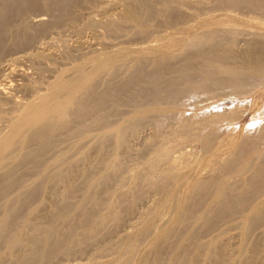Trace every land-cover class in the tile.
Masks as SVG:
<instances>
[{"label":"bare ground","instance_id":"1","mask_svg":"<svg viewBox=\"0 0 264 264\" xmlns=\"http://www.w3.org/2000/svg\"><path fill=\"white\" fill-rule=\"evenodd\" d=\"M124 2L119 18L103 22L108 34L147 37L158 16L171 32L151 44L108 46L73 64L70 73L56 69L46 91L8 123L0 135V264H57L58 258L91 246L96 247L90 251L94 264H264V128L228 140V154L220 158L215 128L198 129L221 116L199 121L181 115L185 96L216 91L222 84L239 92L262 84L264 35L245 42L241 51L234 44L241 31L238 16L249 28H264V0ZM69 6V0H0V54L7 42L24 45L61 20L72 21ZM39 9L50 19L36 29L28 17ZM213 12L219 13L202 17ZM15 16L20 19L14 24ZM188 17L196 21L193 27L186 24ZM62 55L70 59L72 54ZM160 115L166 121L178 117L176 139L168 146L148 141V152L131 172L122 157L128 135L146 122L158 132ZM191 137L217 165L203 178L189 179L179 170L180 163L191 165L189 158L171 156L177 142ZM127 180L126 189H120ZM147 187L158 194L153 206L120 242L104 244V237L127 222ZM44 200L49 209L42 220L34 219ZM231 229L237 231L235 247L222 238ZM108 248L114 258L101 262L97 256Z\"/></svg>","mask_w":264,"mask_h":264},{"label":"rangeland","instance_id":"2","mask_svg":"<svg viewBox=\"0 0 264 264\" xmlns=\"http://www.w3.org/2000/svg\"><path fill=\"white\" fill-rule=\"evenodd\" d=\"M39 1L44 2L46 0H37V2H39ZM69 1H70V6L68 9L69 10L68 14L71 17V19L74 17L76 20L73 18V20H72L73 22L72 21L65 22L63 20L59 21L57 23V26L54 25L52 27H48L44 31L45 33L44 32L39 33L38 34L39 37L37 36L35 39L31 38L30 41H28L26 44H24L26 46H24V45L13 46L12 44H10V42H7V44L4 46V49L0 54V57H1L0 58V89H1V93H0V115H1V118H0V128L1 129H0V131L1 132L0 133L1 134L0 135L7 132L8 128H9L8 123L11 121V119H13V117L16 114H18V112L20 111V109L23 107V105L25 103H27L28 101L35 100V98L40 93H43L46 91L47 83L52 80L53 75L55 74L54 72H56V69H58L57 71L64 70L67 72L68 69L70 70L71 66L73 64H75L76 62L83 61L86 57H89L91 55L101 54L102 51H105V49L108 50V46H109V48H114L116 46L135 47V46H139V45L151 44V43H153L151 40L154 37H157V35L162 34L164 31L166 33L171 32L170 28L166 29L168 27V24L165 21L162 22L161 16H158L156 19L153 18L154 22H153L151 30L149 31V36H147V37H142V36L131 37L129 35V32H125V33L120 34V35L108 34V32H106L104 27H103V22L119 18L120 14L122 12V9L124 8L123 6L125 5L124 0H87L88 2L86 0H77V2H76V0H69ZM183 1H186L189 4H192L195 2V0H183ZM186 9L188 10V15H193L192 11H190V8H186ZM214 13L218 14L219 12L203 14L202 17H207V16H210ZM19 17L20 16H15L14 22H13L14 24H15V22H17V21H15V19L19 21V19H20ZM43 17H44V19H43ZM47 17L50 19L49 12H47V11L45 12V11L39 9V10L32 11L29 14L28 19H29V21H31L30 22L31 27H35L37 29L41 26V24H39V23H42V21H45L46 20L45 18H47ZM48 18H47V20H49ZM35 19H37V20H35ZM95 19L97 20V22L95 21ZM191 19H193V20H191ZM240 19H242V18H240V16H238L237 21L239 23L237 24V26L239 27V31L241 30L240 31L241 33L239 32L238 38L236 39V42L234 44V48L237 49L238 51H241L242 49L243 50L246 49L247 44L243 45L245 42L248 43L251 40L258 39L259 36L264 35V28H260L258 26H254V25H250V28H249L248 26H245L240 21ZM87 20L94 22V26H88V23H86V22H88ZM187 20L188 21L186 24L190 25V27H193L195 22H196L194 20V18L188 17ZM33 23H34V25H33ZM100 23H102V24H100ZM99 25H100V27H99ZM96 26H98V27H96ZM103 29H104V31H103ZM195 29H196V27H195ZM246 31H250V32L248 33ZM259 31H260V33H259ZM103 32H105V33H103ZM179 34H181V33H177V34L175 33L174 35L176 37H178ZM27 45H28V47H27ZM17 47H18V49H17ZM23 47L26 48L27 51ZM7 48L9 49V51ZM95 49H96V51H95ZM18 50H20V51H18ZM65 51L69 52L70 55L72 54L73 56L71 55L70 59L64 58V56L62 54ZM49 52L50 53L52 52V53L50 54ZM54 61H56V62H54ZM27 71H28V73H27ZM30 71H31V73H30ZM67 73H70V72L68 71ZM17 83H18V85H17ZM261 83L262 84H260L258 82L257 84L248 87L246 90L240 91L241 93L239 91H236V90L234 91L232 88H231V90L228 89V88H230V85H228V84H222V86L218 88L220 91L218 89L216 91L204 89V90H202V92L200 91L197 94H194V97L192 95L193 98L191 96H187V97L185 96L182 99L183 101L185 100L184 101L185 103L182 101L181 105L183 107L186 105H188V106H186L185 108H183L181 106V112H182L181 115H182V117H184V116L186 118L190 117V119L194 118L193 120H199L200 121V120H204V118H207L211 115H218L219 114L221 117H218L217 118L218 120L217 119L213 120V122H212V120L206 121L207 123L205 122V125L203 127H201V129H198V131L206 133V132L215 128V131L217 134L215 133L216 137L214 136L213 142L217 148L216 149L217 152L219 153L218 156L220 158L221 157L224 158L228 154V140H230L232 138H240L239 136H242L244 133L245 134H254L257 130H259V128L260 129L264 128V121H263L264 120V111H263V109H264V89H263L264 88V80ZM39 84L41 86H39ZM8 86H10V87H8ZM23 87H25V88H23ZM258 88L260 91L257 90ZM252 90L253 91L257 90V91H255L254 92L255 94H253ZM27 91H29V92H27ZM248 92L250 94H248ZM25 93H26V95H25ZM232 93H234V94H232ZM199 94H201V95H199ZM27 95H29V96L27 97ZM195 95L198 97H195ZM258 95H260V97H258ZM187 98L188 99L191 98V99L188 100ZM15 100H17V101H15ZM9 104L12 106L11 108L9 107L10 106ZM195 104L199 108H197ZM8 111H11V112L9 113ZM200 111H202V112H200ZM184 112H186L188 114V116ZM195 112H198V114ZM192 114H194V115H192ZM223 115L224 116L226 115V116L224 117ZM160 116H162V115H160ZM200 116H202V118ZM160 118L161 119L159 121L161 122L160 123L161 129H159L158 132H156L154 130V128H152L153 125L151 122H146L144 124V126H142L140 129L134 130L128 135L127 146H124V151H123L124 155L122 154V157L124 160H125V158H127L126 162H128L129 168L132 169L131 172H133L136 169L135 167L137 165L141 164L138 162V159H140V155L142 153L148 152L147 150L145 151V149H146L145 147H146L148 141H150L151 139H155L156 143L160 142V143H164L166 146H168L172 143V142L169 143V139H172V138L176 139L175 135H174L175 134L174 132H176V131L174 128H176L177 125L179 124L178 120H175V119H178V117L168 118L167 121L164 120L163 116ZM259 119L262 120V122ZM163 120H164V122H163ZM257 120H259L260 122ZM162 122L164 123V125L162 124ZM176 122H177V124H176ZM201 122H203V121H201ZM208 122H210V124ZM256 122H258L259 124ZM7 124H8V126H7ZM257 124H258V126H257ZM207 125H208V127H207ZM249 125H251V126H249ZM255 126L258 127V129ZM217 128H219V129H217ZM202 129H204V130H202ZM96 131H97V129H95V132ZM151 133H153V135ZM240 133H241V135H240ZM157 140H158V142H157ZM65 143H67V141L62 142L59 146H62V144H65ZM186 150H188V151H186ZM141 151H143V152H141ZM91 153L95 154V150H92ZM144 156L146 157L147 154H145ZM171 156L173 158H176L177 160L180 158H183V157L184 158L187 157V159L189 158L188 160L191 163L190 166L186 167V165H184L183 163L179 164L180 165L179 170L182 171L183 173H185L189 179H191L193 177H197V176L200 178H203L206 175L213 172L215 170V167L217 166L215 164V162L212 161V159H210L209 154L207 155V153L204 152L201 144L198 141H196L195 138H192V137L188 138V139L180 140V142H177L176 145H174V147L171 149ZM201 163H206L205 164L206 166L204 164L202 165ZM211 169H213V170L211 171ZM128 183H129V180L125 181L124 185H122L120 187V189H122V190L126 189ZM182 190H183V187L181 186V187H179L178 192H182ZM157 196H158V194L156 192L151 190V188L147 187L146 191L144 192V195H142L139 199H137L135 201V203H134V209L135 210L132 214H129L127 216V219H126L127 222L125 221L126 223H124V225L120 228L121 230L119 229L117 232L112 233V234L108 235L107 237H104L103 238V241L105 242L104 244L113 243L115 245V243L120 242L122 237L125 236V235L123 236V234L131 233L135 229V226L137 225L138 221L141 219L144 212L148 208L153 206L154 202L157 199ZM49 206H50V203H49V205H47L46 200H44L42 207L39 208V211L33 216V218L35 219V217L36 218L40 217L42 220L44 218L45 209H49L48 208ZM164 218L161 219L160 222L164 221ZM44 224H46V223H44ZM236 233H237L236 229H231L227 233H225L222 238H224V240L229 239V242L230 243L232 242L231 243L232 247H235V245L237 244ZM235 242H236V244H235ZM146 244L147 243H145L141 247L142 250L144 248L146 249V247H147ZM233 244H235V245L233 246ZM228 248H230V246ZM91 250H92V253H94L96 251V247L91 246V247H89V251L87 249L86 250L84 249L82 252L76 253L73 256L67 257L64 255L63 257L57 259V264H59V263H61V264H94L96 261L90 255ZM103 252L104 251H102L101 253H103ZM114 255H115V252L111 248H108L105 251V253H103L97 257H100L99 260H101V262H105V261L112 260L114 258ZM61 260H62V262H61ZM77 261H79V262H77ZM52 264H55V262H52Z\"/></svg>","mask_w":264,"mask_h":264}]
</instances>
